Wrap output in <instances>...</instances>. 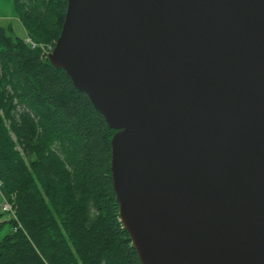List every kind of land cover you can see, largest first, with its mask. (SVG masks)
Here are the masks:
<instances>
[{
	"label": "water",
	"instance_id": "obj_1",
	"mask_svg": "<svg viewBox=\"0 0 264 264\" xmlns=\"http://www.w3.org/2000/svg\"><path fill=\"white\" fill-rule=\"evenodd\" d=\"M47 58L115 129L140 264H264V0H67Z\"/></svg>",
	"mask_w": 264,
	"mask_h": 264
},
{
	"label": "trees",
	"instance_id": "obj_2",
	"mask_svg": "<svg viewBox=\"0 0 264 264\" xmlns=\"http://www.w3.org/2000/svg\"><path fill=\"white\" fill-rule=\"evenodd\" d=\"M12 2L27 36L55 42L67 0ZM114 132L64 70L0 24V193L14 212H0V264H140L110 178Z\"/></svg>",
	"mask_w": 264,
	"mask_h": 264
},
{
	"label": "rangeland",
	"instance_id": "obj_3",
	"mask_svg": "<svg viewBox=\"0 0 264 264\" xmlns=\"http://www.w3.org/2000/svg\"><path fill=\"white\" fill-rule=\"evenodd\" d=\"M0 24L2 25H11L13 34L19 37H26V31L21 21L19 20L17 14L14 11L12 0H0ZM45 44V43H42ZM4 198L0 193V212H3L1 204ZM9 213H5L3 215V219H7L9 217ZM12 215V214H11ZM7 230V225H5L4 229L1 231V234Z\"/></svg>",
	"mask_w": 264,
	"mask_h": 264
},
{
	"label": "built area",
	"instance_id": "obj_4",
	"mask_svg": "<svg viewBox=\"0 0 264 264\" xmlns=\"http://www.w3.org/2000/svg\"><path fill=\"white\" fill-rule=\"evenodd\" d=\"M24 41L31 47V48H40L41 49V53L44 56H48V54L52 51L53 47H54V43H36L35 41H33L29 36L24 37ZM2 210L3 211H8L11 214H14L13 210H12V205L6 201L5 199L3 200L2 204H1Z\"/></svg>",
	"mask_w": 264,
	"mask_h": 264
}]
</instances>
